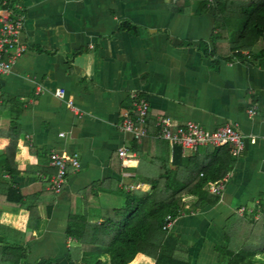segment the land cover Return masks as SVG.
<instances>
[{"label": "crops", "instance_id": "1", "mask_svg": "<svg viewBox=\"0 0 264 264\" xmlns=\"http://www.w3.org/2000/svg\"><path fill=\"white\" fill-rule=\"evenodd\" d=\"M7 1L25 18L20 42L26 51L0 77V123L15 127L19 136L17 175L0 171V183H10L32 214L29 220L24 208L3 198L0 229L22 233L27 264H75L70 253L76 242L66 234L71 216L86 214L99 224L105 213L123 208L124 195L140 190L125 193L122 186L144 187L132 170L122 169L139 158L130 150L135 140L121 130L125 115L132 116V96L149 105L150 135L143 139L164 141L153 137L156 117L174 126L196 123L209 132L231 126L244 137V149L232 156L233 168L222 178L223 197L210 194L205 184L204 191L219 201L196 206L198 198L192 197L189 213L168 230L169 244L191 264H227L222 250L229 235L239 246L249 238L264 241V218L238 213L242 207L254 210L258 202L264 207V36L253 37L250 48L234 55L244 7L219 11L220 0ZM55 90H64L79 113L56 98ZM252 108L256 113L248 116ZM156 141L145 145L143 157L162 156L167 141ZM120 148L128 152L125 160L118 157ZM213 151H181V159L197 156L211 165ZM55 154L80 162L78 171L69 165L59 195L48 191ZM116 198L121 208H111ZM13 238L7 242L20 244ZM255 260L264 263V253Z\"/></svg>", "mask_w": 264, "mask_h": 264}, {"label": "trees", "instance_id": "2", "mask_svg": "<svg viewBox=\"0 0 264 264\" xmlns=\"http://www.w3.org/2000/svg\"><path fill=\"white\" fill-rule=\"evenodd\" d=\"M236 7H244L246 12L239 42L234 45L232 51L235 52V56H239L243 49L251 47L253 37L264 36V0H249L246 5H236L231 0H220L218 10L227 11ZM17 134L12 125L5 129L0 123V151L5 156V159L0 161V171L11 178L17 175L15 169L19 138ZM154 141L156 140L142 139L139 144L134 141L130 150L139 158L134 165H122L123 170L134 172L133 177L139 176L140 182L144 185L139 191L124 195L122 209L105 213L99 224L90 222L86 214L71 216L66 234L76 242V248L70 253L73 263L191 264L189 258L181 257L175 245L169 244L168 231H163L165 220L168 216L177 219L183 213H189L186 205L192 197L198 198L196 206L204 202L217 203L219 198H211L212 195L204 191V185L224 178L233 168L234 160L230 148L225 147L213 151L214 161L211 165L200 161L197 156L184 162L181 159V149L165 141H156L157 145L165 142V145L161 146L162 156L143 157L145 145L155 143ZM142 167H145V172L141 171ZM3 198L6 203L19 207L20 211L24 208L29 214L28 219L31 220L32 212L28 205L23 203V198L8 182L0 183V207ZM35 218L38 229L39 219L37 216ZM238 219L244 218L238 216ZM232 224L236 225L234 221ZM10 230L14 232L11 234L12 237L8 234ZM0 236L4 237L0 242V264H27L26 251L20 242L22 233L15 232L14 229L6 230L4 227L0 229ZM7 238H13L20 244H11L7 242ZM222 252L227 264H264L255 260L259 253H264V241L261 239L258 243H253L250 238L245 239L239 246L229 235V245ZM35 264L57 263L51 259H42Z\"/></svg>", "mask_w": 264, "mask_h": 264}, {"label": "built area", "instance_id": "3", "mask_svg": "<svg viewBox=\"0 0 264 264\" xmlns=\"http://www.w3.org/2000/svg\"><path fill=\"white\" fill-rule=\"evenodd\" d=\"M0 77L10 74L17 60L25 53V46L21 45L20 36L24 26V16L16 14L10 8L7 0H0ZM54 96L60 100H65L66 105L75 113H79L78 108L70 98H66L64 90H55ZM131 115H125L121 130L124 133L131 135L133 140L139 142L143 138L150 135L148 130L147 120L149 117V105L146 101L138 96L131 97ZM256 113V108L247 111L248 116H253ZM155 133L153 137L159 140H164L170 144L177 146L182 152L198 153L201 148H211L213 150L229 147L233 157H238L239 153L244 149V137H242L231 126H224L216 129L213 132L206 131L203 127L196 123H187L183 126H174L172 121L164 117H156L154 122ZM128 152L125 148L118 150V157L125 160ZM69 165L75 171L80 169V162L76 157H66L55 154L52 157L51 167L56 171L51 178L48 191L53 195H59L62 192L66 179H68ZM203 177V175H202ZM227 186V178L208 182L205 185V190L210 194L223 197ZM143 186L125 185L121 188L125 193H132L141 189ZM239 215L244 217L249 215L255 220L264 218V207L258 202L254 210H246L240 208ZM175 219L168 216L165 220L163 231H168Z\"/></svg>", "mask_w": 264, "mask_h": 264}, {"label": "rangeland", "instance_id": "4", "mask_svg": "<svg viewBox=\"0 0 264 264\" xmlns=\"http://www.w3.org/2000/svg\"><path fill=\"white\" fill-rule=\"evenodd\" d=\"M122 201H121V198H116V199H114V204L112 205V207L111 208H121L122 206Z\"/></svg>", "mask_w": 264, "mask_h": 264}, {"label": "water", "instance_id": "5", "mask_svg": "<svg viewBox=\"0 0 264 264\" xmlns=\"http://www.w3.org/2000/svg\"><path fill=\"white\" fill-rule=\"evenodd\" d=\"M0 240H1V237H0Z\"/></svg>", "mask_w": 264, "mask_h": 264}]
</instances>
